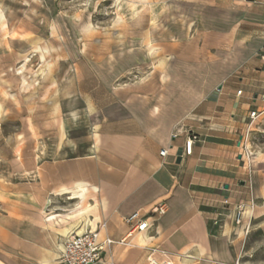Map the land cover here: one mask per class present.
I'll return each mask as SVG.
<instances>
[{
    "label": "crops",
    "instance_id": "1",
    "mask_svg": "<svg viewBox=\"0 0 264 264\" xmlns=\"http://www.w3.org/2000/svg\"><path fill=\"white\" fill-rule=\"evenodd\" d=\"M256 8L239 7L232 30L210 32L219 48L230 44L244 52L237 79L226 75L214 86L187 79L181 87L143 79L113 87L102 105L90 96L81 112L56 101L57 127L39 135L28 130L26 166L17 172H25V181H12L0 199V264H60L64 230L96 229L119 240L132 230L125 218L136 212L149 227L134 232L129 244L108 247L97 264H242L246 230L259 216L251 211L237 225L208 202L217 196L237 202L244 181L236 188L221 170L231 126L252 107H264V10ZM188 133L196 136L190 155ZM63 187L69 191L61 194Z\"/></svg>",
    "mask_w": 264,
    "mask_h": 264
},
{
    "label": "rangeland",
    "instance_id": "2",
    "mask_svg": "<svg viewBox=\"0 0 264 264\" xmlns=\"http://www.w3.org/2000/svg\"><path fill=\"white\" fill-rule=\"evenodd\" d=\"M251 4L264 10V0H0V199L8 197L12 181H25V172H17L26 166L28 130L39 135L57 127L56 101L81 112L90 96L102 105L113 87L143 79L165 77L169 86L181 87L187 79L214 86L226 75L243 76L238 67L244 52L229 41L219 48L210 32L232 30L238 8ZM148 40L159 48L156 57ZM162 57L164 70L157 67ZM249 114L231 126V148L221 169L224 181L233 179L238 188L242 179L244 187L237 202L217 196L208 203L235 224L242 213L239 225L251 207L259 218L246 230L241 262L264 264V162L252 155L246 167L247 156L238 149L244 142L245 150L250 145L264 156V107L255 119Z\"/></svg>",
    "mask_w": 264,
    "mask_h": 264
},
{
    "label": "built area",
    "instance_id": "3",
    "mask_svg": "<svg viewBox=\"0 0 264 264\" xmlns=\"http://www.w3.org/2000/svg\"><path fill=\"white\" fill-rule=\"evenodd\" d=\"M242 90H238L237 95H241ZM264 99V96H262ZM260 110L252 111L249 115L250 119H255L258 117ZM178 131H176L172 137L176 138L178 136ZM196 136L193 133H188L185 140V153L190 155L192 153V147ZM161 156L167 155V150L162 149L160 152ZM162 208L159 209V213H163ZM242 213L237 215L236 223L240 224ZM127 224L131 225L132 230L125 237L114 240L109 237L103 238L101 232L96 229H87L80 233L79 231H74L65 236V239L60 250L58 260L63 264H97L102 261L103 255L113 244H129V238L134 232L145 231L150 223L148 222L145 215L136 212L129 217L125 218ZM149 264H158L155 260L151 259ZM163 264H174L172 262ZM238 264V263H237Z\"/></svg>",
    "mask_w": 264,
    "mask_h": 264
},
{
    "label": "bare ground",
    "instance_id": "4",
    "mask_svg": "<svg viewBox=\"0 0 264 264\" xmlns=\"http://www.w3.org/2000/svg\"><path fill=\"white\" fill-rule=\"evenodd\" d=\"M0 16H3L4 17V14H3V12H1L0 13ZM91 31V30H90ZM148 44L151 46V51H152V53H153V56H157L158 54H159V51H157V50H159V48H156V46L155 45H153V43H152V41L151 40H148ZM42 56H44V53H42L41 54ZM167 65V58H164V57H162L161 59H160V61H159V64H158V66L157 67H159L160 69H162V70H164V68H165V66ZM163 79L165 80V77H163ZM88 108V107H87ZM92 108V107H91ZM89 111H90V109H89ZM75 112V111H74ZM96 112V111H95ZM76 113H77V111H76ZM75 113V114H76ZM247 145V144H246ZM245 146V143L244 142H242V144H241V146H239L238 148H239V150H240V154H245L246 156H247V162H246V164H245V166L246 167H248L249 166V164H250V160H252L253 158H256L257 160H259V161H263V154L262 153H259L258 152V154H254L251 150H250V145H247V150H245V148H243ZM17 150L20 152V146L19 147H17ZM253 150V149H252ZM252 155H254V157L251 159V156ZM263 156V157H262ZM255 161V160H254ZM254 165V164H253ZM256 166V165H255ZM82 188H83V190H82V192H80L79 193V196L80 197H85L86 195H85V193H86V191L88 190V188L87 187H85V185H83L82 186ZM59 191V193H67V191H69L68 190V188L67 187H63V188H61V189H59L58 190ZM90 191V190H89ZM88 191V192H89ZM95 208V207H94ZM98 208V207H97ZM251 208V207H250ZM250 208H247V210L244 212V218H247V216L251 213V210L252 209H250ZM89 208H83V211H87ZM83 211H81V212H83ZM84 213H86V212H84ZM84 215V214H83ZM226 227H228V226H226ZM231 227V226H230ZM228 230V229H227ZM65 234H66V236L68 235V231H66V230H64L63 231ZM80 233H82V232H84V231H79ZM226 232V231H225ZM230 232V231H229ZM71 233V232H70ZM226 233H228V231L226 232ZM241 235L242 234H244L245 232H243L242 230H240V232H239ZM229 234V233H228ZM62 245V244H61ZM49 251V250H48ZM158 262V261H157ZM173 263V262H172ZM61 264V263H60ZM63 264V263H62ZM158 264H163V263H158ZM177 264V263H176Z\"/></svg>",
    "mask_w": 264,
    "mask_h": 264
},
{
    "label": "water",
    "instance_id": "5",
    "mask_svg": "<svg viewBox=\"0 0 264 264\" xmlns=\"http://www.w3.org/2000/svg\"><path fill=\"white\" fill-rule=\"evenodd\" d=\"M243 184V183H242ZM226 188H228V185H226Z\"/></svg>",
    "mask_w": 264,
    "mask_h": 264
}]
</instances>
